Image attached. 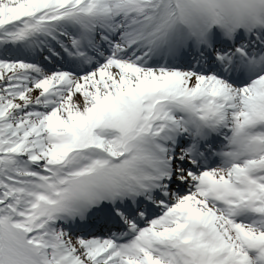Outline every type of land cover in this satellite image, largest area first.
Returning a JSON list of instances; mask_svg holds the SVG:
<instances>
[{
	"label": "snow or ice",
	"instance_id": "obj_1",
	"mask_svg": "<svg viewBox=\"0 0 264 264\" xmlns=\"http://www.w3.org/2000/svg\"><path fill=\"white\" fill-rule=\"evenodd\" d=\"M0 264H264V0H0Z\"/></svg>",
	"mask_w": 264,
	"mask_h": 264
}]
</instances>
